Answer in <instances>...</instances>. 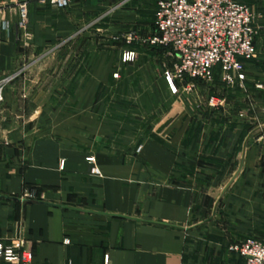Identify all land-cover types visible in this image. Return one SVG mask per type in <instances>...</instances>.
<instances>
[{"label":"crops","instance_id":"1","mask_svg":"<svg viewBox=\"0 0 264 264\" xmlns=\"http://www.w3.org/2000/svg\"><path fill=\"white\" fill-rule=\"evenodd\" d=\"M20 1L27 20L16 30ZM153 1L73 0L58 9L0 0L8 21L0 78L12 76L0 103V245L21 243L30 264H242L229 247L250 233L264 237V223L252 220L264 216V0H245L255 30L246 94L229 97L230 110L211 115L198 139L191 102L160 89L143 99L156 108L145 125L129 111L132 122L118 131L96 108L116 71L130 89L123 98L143 97L129 69L161 53L123 36L153 33ZM127 50L134 58L122 62ZM53 55V83L30 74ZM230 183L240 195L223 190Z\"/></svg>","mask_w":264,"mask_h":264},{"label":"built area","instance_id":"2","mask_svg":"<svg viewBox=\"0 0 264 264\" xmlns=\"http://www.w3.org/2000/svg\"><path fill=\"white\" fill-rule=\"evenodd\" d=\"M71 1L37 0L40 4H49L58 9L66 8ZM1 11L0 25L6 28L8 21ZM15 15L14 27L22 30L27 20L24 1L15 4ZM251 21L249 7L236 0H154L153 33L142 37L130 30L124 34L123 42L125 45L136 42L164 48L162 56L166 63L162 62V76L172 89L185 78L191 82L208 83L214 74L218 75L226 87L241 86L244 63L255 53V30ZM133 58L134 52L127 50L121 54L120 59L122 62H130ZM115 76L116 73H113L112 77ZM11 78H0V103L3 88ZM220 103L221 99L216 96L207 99L209 106ZM84 159L93 162L92 156ZM90 173H97L95 167L90 168ZM21 246V243L0 245V259L5 264H30L32 254ZM229 249L243 258L242 264H264V237L247 236Z\"/></svg>","mask_w":264,"mask_h":264},{"label":"rangeland","instance_id":"3","mask_svg":"<svg viewBox=\"0 0 264 264\" xmlns=\"http://www.w3.org/2000/svg\"><path fill=\"white\" fill-rule=\"evenodd\" d=\"M236 1L247 5L246 4L247 2L245 0H236ZM247 6L249 7L250 12H251L250 6L249 5ZM251 15H252V12H251ZM142 46H145V45H142ZM252 57L249 59L250 61ZM47 59L48 60H46L45 63H41L39 66L36 65V67L33 68L30 73L31 75H35L38 73V77L40 78L39 80L42 81L43 83H46V82L51 83L53 81L52 80L53 77L50 76L52 74L49 73V69L53 68L55 64V56L53 55L52 57H49ZM66 59H68V57H66ZM249 60L244 63L243 81L244 80L246 81V65L250 62ZM162 62L166 63L165 58L161 55V57L154 59L152 62L146 63L145 61H143L142 63L143 66L141 70L138 68L129 69L130 71H132L131 72L132 74L130 75L131 81H133L134 83L138 82L139 84V86L135 87L137 90L136 89L135 90L133 89V90L137 91L138 95H143V97L139 98V101L136 102V104L134 103V101L132 102L133 104L131 102L129 103L128 99L123 98V96L125 95V92L130 89L122 88L121 83L120 84L118 83L121 80L119 71H116L115 77H112L113 73L110 74V78L114 80L116 84L115 83L112 84L111 88L100 89L101 93L99 97H97L98 100H97L96 108L97 110L100 111V114L105 115L109 123L115 125V129H117L118 131H120V129L124 130V127H126L127 124L132 122V120L128 119L127 117V115L130 113L129 111H132V113L129 114L130 116H132L134 113H137L139 115L138 116L136 114L138 120H140V118L142 117L141 118L142 120H140V123L142 122L145 125L149 120V119L146 120V118L150 117L151 111L154 112L156 108H155V104L151 105L150 103H147V102H144L145 103L144 104L143 99L145 98V96H147V93L152 95L151 93L154 92V95H155V93L158 92L157 90L160 89L161 94L166 95L169 93L170 95H175V96L180 97L181 99H185L188 102H191L192 113L194 114H192V116L190 117L191 120L189 123V129L191 130V133L196 132L194 135L195 136L194 138L198 139L199 138L198 130H200L201 128H207V127L212 126V124L208 123L207 121V120L212 119L210 117L211 115H213L214 117L216 115V112H222L221 110L223 109L226 111L230 110L229 107L231 105L230 103H227L228 102L227 99L229 97H231L232 95H237L236 92L238 90L241 94H246V89L244 88L243 81L241 83V86L234 85L232 87H226L224 84L221 83L217 74H214L211 81H209L208 83H202L200 81L191 82V80L185 78L182 81L176 83L174 89H172L167 85L166 81L164 80L162 76V68H161ZM142 82L145 84L147 82H150L151 84H153L154 89L151 90L150 87L148 88L143 87L142 84H140ZM110 92H112V94L114 95L112 96L111 99H110V95H111ZM209 96H216L220 98L221 103L216 106H209L207 104V99ZM258 106H260L262 110L264 111L263 104H259V105L257 104V107ZM163 109H165V105L162 102H160L161 112ZM214 161L215 159L213 160V162ZM225 176H226V173L225 175L222 176L220 181H218L217 183H212L213 185H211L210 187L212 189L209 190L210 193L213 194L216 191H219L221 188H223L222 186H224L223 183L225 181ZM226 186L227 187L223 190L225 191L227 190L230 193L236 192L235 194L240 195L239 194L240 192L238 191L241 188H239L238 185L236 186L235 184V187H234V184L230 183V185L226 184ZM237 187L239 189H237ZM212 212L213 211L211 209V211H209V216H211L214 219L220 218L218 212L217 213L216 212L212 213ZM252 220L256 221L257 226H258L259 223H264V216H257L256 219H252ZM252 220L250 219L251 222ZM252 235L255 236L257 234L256 233L248 234V236H252Z\"/></svg>","mask_w":264,"mask_h":264},{"label":"trees","instance_id":"4","mask_svg":"<svg viewBox=\"0 0 264 264\" xmlns=\"http://www.w3.org/2000/svg\"><path fill=\"white\" fill-rule=\"evenodd\" d=\"M152 47H155L159 50V52L161 53V55L163 54L164 52V48L160 47V46H152Z\"/></svg>","mask_w":264,"mask_h":264}]
</instances>
